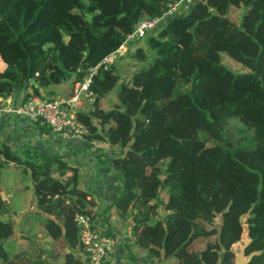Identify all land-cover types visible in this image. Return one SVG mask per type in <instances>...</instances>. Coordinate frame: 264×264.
I'll return each mask as SVG.
<instances>
[{
	"label": "trees",
	"instance_id": "16d2710c",
	"mask_svg": "<svg viewBox=\"0 0 264 264\" xmlns=\"http://www.w3.org/2000/svg\"><path fill=\"white\" fill-rule=\"evenodd\" d=\"M169 1L0 0V96L45 99L42 89L93 70L94 102L74 115L85 139L120 149L111 163L123 188L113 206L131 220L135 244L161 264H235L230 246L247 214L245 252H262L249 264H264V0H196L146 35L129 77L103 63ZM237 7L239 23L229 17ZM221 53L250 72L235 73ZM114 90L118 102L105 110ZM9 164L29 175L35 209L27 215L51 242L46 251L27 230L28 249L6 246L15 226L3 218L0 185V264H89L74 218L93 219L95 203L78 170L62 156L0 142V169Z\"/></svg>",
	"mask_w": 264,
	"mask_h": 264
},
{
	"label": "crops",
	"instance_id": "0c3cea01",
	"mask_svg": "<svg viewBox=\"0 0 264 264\" xmlns=\"http://www.w3.org/2000/svg\"><path fill=\"white\" fill-rule=\"evenodd\" d=\"M242 13L243 9L236 23L240 22ZM145 38L139 40L137 44H129V54L111 63L117 67L123 78L129 77L134 68L137 67L135 61L138 67H140V62L137 58L131 56L130 51L135 53V48H142L144 51H147ZM72 85V80L62 82L47 89H42L41 94L46 100L68 98L72 92ZM24 93L26 91L20 92L16 98L24 97ZM112 93L114 92L112 91L106 98L102 99V107L107 105L112 106L118 102L117 93L115 92L114 96H111ZM90 109L91 106L87 103L81 108L83 111ZM13 118L20 123V129L21 125L25 128L24 130H20V132L25 131L21 135L26 138L24 140L25 144L21 145V142L19 143L20 139H17L20 132L14 129V123L11 125ZM0 142L9 144L16 152L22 147L28 146L50 155L62 156L70 166L78 170V186L88 192L95 203L92 206V209L95 211L94 218L92 219L94 227L103 234L116 238L115 249L107 264H161L158 259L150 255L145 249L135 244L130 233L131 220L121 219L116 208L113 206L114 200L121 194L123 188L121 176L111 163L112 158L120 155V149L117 145H111L104 141L88 140L83 136L79 138H62L38 120L32 121L30 124L26 118H16V116L13 117L10 114H5L0 120ZM7 172H11V175ZM0 185L2 188L1 192L3 191L5 194L4 200H6L9 207V212L3 218L9 219L13 217L14 226L17 223L20 229V227H23L21 221L26 216L30 217L27 213L35 209V197L31 179L29 175L23 174L20 168L9 164L0 169ZM13 196H17L16 198L20 202L18 205L12 203L16 206L14 210L11 209V202L15 200ZM26 226V229H20L18 233H15V237H18L22 232L25 233L27 230H35V227L40 225L37 221L30 219L26 223ZM42 233L45 236L42 229L41 233H38V238L41 237ZM45 237L46 241L51 242L48 236ZM60 261L61 259L58 262L52 263L60 264Z\"/></svg>",
	"mask_w": 264,
	"mask_h": 264
},
{
	"label": "built area",
	"instance_id": "2783aa9c",
	"mask_svg": "<svg viewBox=\"0 0 264 264\" xmlns=\"http://www.w3.org/2000/svg\"><path fill=\"white\" fill-rule=\"evenodd\" d=\"M195 1H169L167 9L161 15L139 20L133 31L126 36L116 50L104 59L103 63L107 66L120 57H126L129 54V44H137L148 33L156 32L168 18L184 14ZM93 72L90 70L82 81L73 83L72 92L68 98L43 100L38 96L16 98L18 94L0 96V120L5 114H10L16 118H26L30 124L32 121L38 120L62 138L82 137L83 126L76 120L74 112L80 110L84 104L92 105L94 102V95L89 90ZM14 119L11 120V125L14 123V129L17 132L24 130L22 125L20 129V123ZM23 132L25 131H21L17 138L20 139L21 145L25 144L24 140L26 139L21 136ZM74 221L79 231V240L89 256V264H107L115 249L116 238L105 235L94 228L92 218L89 215L78 213Z\"/></svg>",
	"mask_w": 264,
	"mask_h": 264
},
{
	"label": "rangeland",
	"instance_id": "374dc122",
	"mask_svg": "<svg viewBox=\"0 0 264 264\" xmlns=\"http://www.w3.org/2000/svg\"><path fill=\"white\" fill-rule=\"evenodd\" d=\"M243 8H235L231 11V13L229 14V17L234 20L235 22L238 21L239 17H240V14H241V11H242ZM239 23V22H238ZM130 54H132V52H130ZM138 60V59H137ZM221 60L222 62L224 63L225 66H227L229 69H231L232 71H234L235 73H246V72H250V70L242 65L241 63H238L236 62L235 60L231 59L228 55H226L225 53H221ZM139 61V60H138ZM140 62V61H139ZM3 63H1L0 61V70L2 69V65ZM141 66L142 63H139ZM146 64V63H145ZM135 65L138 67V65L136 64V61H135ZM136 67V68H137ZM134 68V70L136 69ZM123 78V77H122ZM114 93L116 92V90L113 91ZM114 93H112L111 96H114ZM110 107H112L111 105H107L105 107H103L105 110L109 109ZM4 172V171H2ZM8 174L11 175V172H7ZM17 196H13V198H15V200L13 202H11V209L14 210V208H16V206L14 205H18L20 202L19 200H17L16 198ZM29 198H30V195H29ZM14 205H13V204ZM9 217V216H8ZM12 219H14L13 217H11ZM31 217H25L24 220L21 221V225L23 226V230L27 228L26 226V223L28 222V220H30ZM14 221V220H13ZM215 225L217 228H219L220 226V217L218 216L216 219H215ZM19 225H17V223H15V233H18L19 231ZM42 229H41V226H36L35 227V230H31V233H35L37 234V236L35 237V242H37L38 244H40V247H42L44 250L48 251L49 249V245H50V241H46V237L43 235L41 236L40 238H38V233H41ZM25 234L24 232H22L18 237H14L11 238V239H8L6 241V245L9 247L10 250H12V252H20V251H23L25 249H28V238L25 237ZM212 239V238H211ZM15 240V241H14ZM32 240V239H31ZM14 241V243H13ZM206 243V240L205 241H202L201 243L199 244H196L194 245V249H200V248H203L204 245ZM30 248V247H29Z\"/></svg>",
	"mask_w": 264,
	"mask_h": 264
},
{
	"label": "water",
	"instance_id": "95a60500",
	"mask_svg": "<svg viewBox=\"0 0 264 264\" xmlns=\"http://www.w3.org/2000/svg\"><path fill=\"white\" fill-rule=\"evenodd\" d=\"M1 197L4 200L5 194L3 191L1 192ZM246 219L247 214H242L239 219V224L241 227L240 239L230 246V251L234 255L235 264H249L254 256H258L262 253L261 251H252L249 254H246L245 252L251 241L249 237V227L246 223Z\"/></svg>",
	"mask_w": 264,
	"mask_h": 264
}]
</instances>
